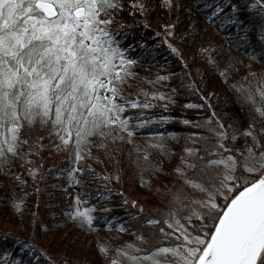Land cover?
Masks as SVG:
<instances>
[{
  "label": "trees",
  "instance_id": "trees-1",
  "mask_svg": "<svg viewBox=\"0 0 264 264\" xmlns=\"http://www.w3.org/2000/svg\"><path fill=\"white\" fill-rule=\"evenodd\" d=\"M169 3L173 14L164 9L156 15L165 22L175 21L171 40L191 54L187 62L157 35L134 44L143 27L133 26L123 11V0L109 11L113 20L108 27L133 61L119 84L124 95L118 98L137 101L136 107L123 113L132 121L130 138L119 128L106 130L104 136L93 134L90 143L83 145L88 151H81L82 159L77 161L75 145L61 143L51 121L23 122L22 136L28 143L20 140L19 155L8 153L0 162V218L5 220L6 215L22 227L15 232L0 226V264H37V260L39 264H111L114 258L119 264H151L144 253L152 246L171 245L175 237L157 242L153 233L162 235L158 226L144 224L140 217L162 222L172 194L178 188L191 191L175 171L184 167L185 148L205 150L215 138L211 129L217 127L216 117L225 124L226 140L235 147H243L246 137L232 140L233 132L242 133L249 125L257 131L264 127V117L257 111L264 106V97L257 91L264 89V16L259 6L249 8L252 0ZM217 3L222 10L213 17ZM246 61L253 65L250 74L243 70ZM145 103L151 106L143 107ZM213 112L215 117L207 120ZM136 120L147 122L137 125ZM30 168L37 169L35 174ZM73 168L77 171L69 177ZM77 196L79 207H91V227L70 216ZM17 202L22 204L19 210L14 207ZM140 235L147 240H140ZM129 243L138 247H128ZM101 244L107 254L101 252ZM118 248H125L129 256L117 252ZM133 256L138 259L132 261Z\"/></svg>",
  "mask_w": 264,
  "mask_h": 264
},
{
  "label": "snow or ice",
  "instance_id": "snow-or-ice-1",
  "mask_svg": "<svg viewBox=\"0 0 264 264\" xmlns=\"http://www.w3.org/2000/svg\"><path fill=\"white\" fill-rule=\"evenodd\" d=\"M257 6L264 16V0L248 5ZM118 7L119 0H0V162L8 153L19 155L20 140L28 143L21 131L24 121H51L61 143L75 145L77 161L82 159L81 151H88L83 145L93 134L104 136L106 130L119 128L132 136V121L123 113L136 107L137 101L118 98L124 95L119 84L133 61L108 27L113 20L109 11ZM231 7L236 10L235 4ZM221 10L217 3L211 16ZM257 91L264 97V89ZM257 111L264 117V106ZM213 117L215 112L206 119ZM216 125L220 130L211 129L215 138L205 150L186 147L187 155L181 158L184 167L175 169L191 191L178 188L172 194L162 222L140 217L142 223L158 226L162 235L153 233L157 242L175 237L171 245L152 246L144 253L151 264H264V127L257 131L249 125L242 133L233 132L232 140L246 137L243 147H235L226 140V126L219 117ZM30 171L35 174L37 169ZM75 199L71 218L91 227V207L81 208L80 197ZM14 207L19 210L22 204ZM138 238L147 240L143 235ZM99 247L107 254L105 245ZM128 247L138 246L129 243ZM117 252L129 256L125 248ZM111 264L119 261L114 258Z\"/></svg>",
  "mask_w": 264,
  "mask_h": 264
},
{
  "label": "rangeland",
  "instance_id": "rangeland-1",
  "mask_svg": "<svg viewBox=\"0 0 264 264\" xmlns=\"http://www.w3.org/2000/svg\"><path fill=\"white\" fill-rule=\"evenodd\" d=\"M124 6L123 11L132 18L133 26L138 27L141 25L143 28L138 36V38L134 41V44L139 45L148 40L149 35H157L162 39V41L167 45L169 49L173 50V47L176 49L175 51L182 55V59L184 62H187L191 59V54H187L184 52L182 47L171 40V35L169 33L172 32L175 21L172 19H168L166 22L156 15V13L166 9L168 13L171 15L175 10H172V6H170L169 0H123ZM142 6V7H141ZM171 12V13H170ZM173 16V15H172ZM167 25H172L171 28H168ZM212 47L208 48L206 53L207 62L210 63L212 61V56H210ZM205 55V54H204ZM253 65L246 61L243 66V70L247 73H252ZM136 93L137 90H133V93ZM19 171L21 168L18 169ZM5 220L0 218V226H9L15 232L21 231L22 227L18 221L13 219H9L8 216H3ZM11 222H4V221Z\"/></svg>",
  "mask_w": 264,
  "mask_h": 264
}]
</instances>
